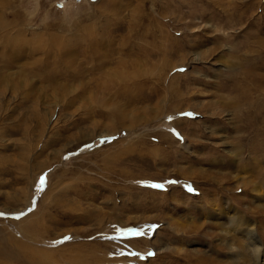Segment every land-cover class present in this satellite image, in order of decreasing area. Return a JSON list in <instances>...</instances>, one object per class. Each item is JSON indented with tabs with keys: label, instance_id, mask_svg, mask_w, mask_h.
I'll list each match as a JSON object with an SVG mask.
<instances>
[{
	"label": "rangeland",
	"instance_id": "374dc122",
	"mask_svg": "<svg viewBox=\"0 0 264 264\" xmlns=\"http://www.w3.org/2000/svg\"><path fill=\"white\" fill-rule=\"evenodd\" d=\"M0 212V264H264V0H0Z\"/></svg>",
	"mask_w": 264,
	"mask_h": 264
},
{
	"label": "snow or ice",
	"instance_id": "6c2138e0",
	"mask_svg": "<svg viewBox=\"0 0 264 264\" xmlns=\"http://www.w3.org/2000/svg\"><path fill=\"white\" fill-rule=\"evenodd\" d=\"M181 71H183V69H181ZM185 115H190V114H185ZM104 142V141H102ZM86 147H91L90 145H86ZM46 181H45V178H41L40 180V186H41V189L43 188V186L45 185ZM153 187H162V185H153ZM29 211H31V209H29ZM5 214L0 212V217L4 216ZM23 215H26L25 213H21L20 216H16L15 219H20L21 216ZM155 227V226H153ZM124 232H128V233H131L133 235H143V233L139 230H121V232L119 234H123ZM65 239H68L67 237Z\"/></svg>",
	"mask_w": 264,
	"mask_h": 264
}]
</instances>
